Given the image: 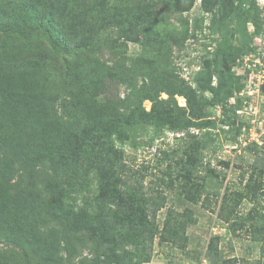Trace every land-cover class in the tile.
I'll use <instances>...</instances> for the list:
<instances>
[{"label": "trees", "instance_id": "trees-1", "mask_svg": "<svg viewBox=\"0 0 264 264\" xmlns=\"http://www.w3.org/2000/svg\"><path fill=\"white\" fill-rule=\"evenodd\" d=\"M26 3L21 10L28 12L27 31L15 29L0 10V244L21 250L19 259L6 261L0 249V264L149 263L156 239L185 252V231L198 222L195 207L211 213L213 225L232 237H247L262 259L264 143L241 147L251 162L241 155L238 166L219 161L225 171H217L205 162L208 143L187 132L203 128L207 99L191 87L158 83V73L149 67L138 84L102 60V45L113 56L121 47L102 25L125 0H97L92 7L77 0ZM227 3L241 10L240 25L252 22L259 36L255 1ZM119 37L141 45L139 61L160 53L148 47V37L142 40L133 23ZM248 51L249 45L241 47L242 54ZM115 84L128 88L123 99L109 96ZM175 95L186 99L189 114ZM145 101L151 103L149 112ZM141 125L153 127L154 137L186 132L178 147L160 151V177L152 186H144L140 171L123 159L122 147L135 145ZM232 169L239 172L228 179ZM219 242V235L209 237L204 259L237 262L225 257Z\"/></svg>", "mask_w": 264, "mask_h": 264}, {"label": "rangeland", "instance_id": "rangeland-1", "mask_svg": "<svg viewBox=\"0 0 264 264\" xmlns=\"http://www.w3.org/2000/svg\"><path fill=\"white\" fill-rule=\"evenodd\" d=\"M77 1L79 6L92 7L93 1L97 0ZM224 1L226 5L220 6L214 0H125V5L117 7L115 15L102 25V32L121 42V47L115 51V56L109 53L107 46L102 45L100 51L104 62L121 73L132 75L138 84L144 75V67H149L152 73H158V83L166 81L169 85L191 87L197 90V96L207 99L200 124L203 128L193 127L187 132L208 143L204 151L205 162L209 161L211 167L223 172L225 169L219 161L238 166L243 155L246 162H251V154H240L241 147L253 141L259 146L264 143V0H254L260 12L259 36H255L252 22L242 27L237 18L242 15L241 10L235 4L230 6L227 3L230 0ZM26 2L0 0L1 14L10 19L9 23L15 29L22 31L28 30V12L21 10L28 6ZM30 2L37 7L55 4V0ZM16 13L18 16L14 17ZM131 23L142 40L148 37V47L158 48L159 54H147L139 61L141 45L125 42L119 37L121 29ZM243 45L250 47L246 54L241 52ZM206 85L210 89L205 90ZM215 88L219 89V94L214 98L211 89ZM228 91H231L230 95ZM128 92L126 85L115 84L111 86L109 96L123 99ZM160 98L167 99L168 96L161 93ZM101 99L105 100V96ZM175 99L189 114L186 99L179 95H175ZM57 104L59 106L60 101ZM142 106L146 112L151 109L149 101L143 102ZM152 130L150 125H141L135 145L127 143L122 147L124 162L140 171L144 186H152L156 177H160L156 170L160 151L178 147L179 140L186 135V132L165 131L154 137ZM261 154L264 155V151ZM238 170L227 171L228 179H234ZM165 209L158 213L159 219ZM195 209L199 212L198 222L185 231L188 239L185 252L156 239L151 261L145 264H209L204 253L211 235H219V248L225 257L239 258L237 262L227 264H264L259 248L253 247L247 237H232L226 229L213 225L211 213H204L198 207ZM0 249L4 260L19 259L21 250L18 248L1 243ZM257 259L261 263H257Z\"/></svg>", "mask_w": 264, "mask_h": 264}]
</instances>
